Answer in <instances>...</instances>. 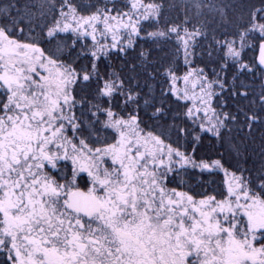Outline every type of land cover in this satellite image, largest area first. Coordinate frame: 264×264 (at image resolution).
Here are the masks:
<instances>
[{"label": "snow or ice", "instance_id": "obj_1", "mask_svg": "<svg viewBox=\"0 0 264 264\" xmlns=\"http://www.w3.org/2000/svg\"><path fill=\"white\" fill-rule=\"evenodd\" d=\"M0 264H264V0H0Z\"/></svg>", "mask_w": 264, "mask_h": 264}]
</instances>
